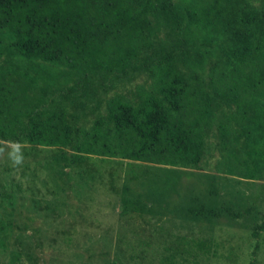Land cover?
I'll return each mask as SVG.
<instances>
[{
	"label": "trees",
	"instance_id": "trees-1",
	"mask_svg": "<svg viewBox=\"0 0 264 264\" xmlns=\"http://www.w3.org/2000/svg\"><path fill=\"white\" fill-rule=\"evenodd\" d=\"M162 16L205 49V66L188 72L174 52L155 56L156 90L111 98L91 128L36 105V80L19 62L85 77L127 72L143 66L147 31ZM0 60L11 64L0 66V143L65 148L68 167L97 155L205 169L214 131L217 171L264 180V8L248 10L241 0H0ZM263 229L264 221L254 233ZM185 242L211 249L207 240ZM160 264L183 263L170 254Z\"/></svg>",
	"mask_w": 264,
	"mask_h": 264
},
{
	"label": "rangeland",
	"instance_id": "rangeland-1",
	"mask_svg": "<svg viewBox=\"0 0 264 264\" xmlns=\"http://www.w3.org/2000/svg\"><path fill=\"white\" fill-rule=\"evenodd\" d=\"M241 1L264 8V0ZM146 38L143 66L127 72L85 77L38 61L19 65L36 80V105L91 128L111 98L156 90L155 56L174 52L188 72L205 66V49L179 36L171 18L162 16ZM207 140L205 169L97 155L68 167L65 148L29 143L18 167L0 156V264H160L170 254L183 264H264V229L254 233L264 221V180L217 171L214 131ZM192 238L207 240L210 251L191 249Z\"/></svg>",
	"mask_w": 264,
	"mask_h": 264
},
{
	"label": "clouds",
	"instance_id": "clouds-1",
	"mask_svg": "<svg viewBox=\"0 0 264 264\" xmlns=\"http://www.w3.org/2000/svg\"><path fill=\"white\" fill-rule=\"evenodd\" d=\"M24 145L20 141H9L0 144V156L7 155L11 165L13 167H18L24 162Z\"/></svg>",
	"mask_w": 264,
	"mask_h": 264
}]
</instances>
